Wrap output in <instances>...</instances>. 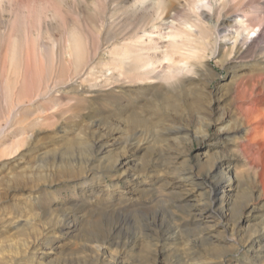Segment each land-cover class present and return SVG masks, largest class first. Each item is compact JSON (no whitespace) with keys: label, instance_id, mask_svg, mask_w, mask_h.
I'll return each instance as SVG.
<instances>
[{"label":"rangeland","instance_id":"rangeland-1","mask_svg":"<svg viewBox=\"0 0 264 264\" xmlns=\"http://www.w3.org/2000/svg\"><path fill=\"white\" fill-rule=\"evenodd\" d=\"M241 8L264 29V0H0V264H264V139L235 135L264 34L236 38ZM133 37L158 42L144 83L106 67Z\"/></svg>","mask_w":264,"mask_h":264},{"label":"bare ground","instance_id":"bare-ground-1","mask_svg":"<svg viewBox=\"0 0 264 264\" xmlns=\"http://www.w3.org/2000/svg\"><path fill=\"white\" fill-rule=\"evenodd\" d=\"M156 4L157 3H155V5ZM157 5L158 6H155V8L151 7L153 9H155V11H154L155 16H154L153 20L160 19V17H161L160 15L163 12V8H162L161 4H157ZM243 7L244 6H242V8ZM197 9H198V5H197V3H195L192 7V10H193V13L196 15V22H198L197 13H196ZM243 10L244 9L241 10V12H240L241 15L239 16V19L236 21V24H237V36H236V38H238L239 36L243 37L244 40H248L251 38H254V39L259 38L261 34H264V29L263 28H262V30L260 29V24H254L253 25V23H249L250 20L248 21L247 14ZM253 20H254V18H253ZM194 26L196 27V25H194ZM187 31H188V28L185 27V30L183 32L186 33ZM139 39L140 38H138V37L137 38L133 37V39H131L129 42L124 43L122 45L120 44L119 48L117 49L118 51L116 50L117 51L116 52L114 50L116 53L113 54L111 60L109 62H107L108 65H106V67L107 66H108L107 68L111 67V69L113 68L115 71L117 70L118 73L123 74L125 66L126 67L129 66V69H127L128 73L126 72L128 76H125V77H128V79H129V77H131L135 81H139L140 83L141 82L144 83L145 81L149 80L150 74L153 72L154 66H156L155 64L157 63V60H156L157 57H155L152 53H149V52L152 51L155 46H157L158 42H156V43L154 42L153 44L150 43V45L146 44L145 46L142 47L144 42L142 41L143 43L141 45L140 44L141 40H139ZM148 43H149V41H148ZM263 43H264V40H263ZM155 49L156 48H154V50ZM17 50L18 49L14 48L13 51L11 52V56H10V68L12 69V72H15L17 70V67H18V65H17V63H18L17 52L18 51ZM143 50L144 51L146 50L145 51L146 53H143ZM241 52H242V49L240 47H237L235 50V56H238ZM195 53H196V51H190V54L181 53L182 58H180L181 59L180 62L182 64L186 65L187 61L190 59L191 55L193 56V54H195ZM66 54L68 55V57L73 56L75 59H80L83 56V48L81 46V42L79 41V39L77 37L73 38V40L71 42L70 50L67 48ZM125 64H128V65H125ZM158 64L159 63H157V65ZM170 70H171V68H170ZM176 70H179V69H176ZM125 71H126V69H125ZM171 72L173 73V70L170 71L169 74ZM175 75H177V74H175ZM260 84L263 87V88L261 87L262 91L259 92L260 93V99H258L254 102V106L249 111V114L246 115V118H245L246 123H247L246 126L245 127L242 126L243 128H241L237 132H235V135L238 138L245 139V141H248V143H250L251 141H253L255 139H264V79H261ZM17 107H18L17 109H19V111H17L18 116H21L23 110L19 105ZM248 110L249 109H247V111ZM1 133H2V131H0V134ZM18 143H20V141L16 142V144H18ZM2 152H4V151H2ZM252 166L254 168L257 167L254 162H252ZM258 168H259V175H260L261 179L264 180V161H263L262 165ZM66 169L68 170V168H66ZM227 182H229V181L227 180ZM37 244L38 243H36V242H33L32 244L30 243V245H28L29 247L27 248L28 252L34 251L35 248L37 247Z\"/></svg>","mask_w":264,"mask_h":264}]
</instances>
